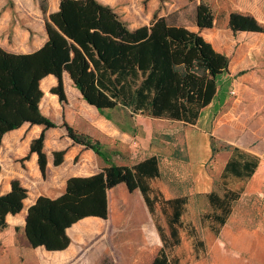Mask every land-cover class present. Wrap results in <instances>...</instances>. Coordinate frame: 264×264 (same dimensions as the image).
Listing matches in <instances>:
<instances>
[{
  "label": "trees",
  "instance_id": "obj_1",
  "mask_svg": "<svg viewBox=\"0 0 264 264\" xmlns=\"http://www.w3.org/2000/svg\"><path fill=\"white\" fill-rule=\"evenodd\" d=\"M195 1V0H190ZM212 7L199 2L193 9L194 23L176 24L170 17L154 16L151 24L129 28L108 4L98 0H61L59 9L45 21L48 40L32 53H10L0 47V145L3 135L19 128L25 122L43 125L46 129L58 127L41 110L44 92L41 81L53 74L58 84L50 91L66 101L63 73L67 72L82 97L99 111L117 107L154 117L198 122L202 108H206L218 92V76L229 70L230 57L216 48L206 35L215 33ZM174 16V15H173ZM229 29L234 33H264V24L254 15L232 11ZM68 137L75 144L93 150L107 163L91 176H75L67 180L65 192L54 199L40 196L28 208L25 218L24 244L44 246L60 251L71 244L68 228L84 217L109 215L108 191L125 184L129 191L139 190L152 215L155 204L161 203L166 214L170 236L157 225L162 246L151 264H175L168 255V247L180 243L179 227L183 225L188 198H164L153 195L151 180L160 176L159 159L151 155L134 165H120L105 156L103 144L88 133L80 132L66 121ZM45 131L33 139L30 152L38 155L40 171L45 175L48 165L45 153ZM213 151L215 148L213 146ZM231 150L220 175L227 186L224 195L215 191L207 194L213 211L216 234L232 212L245 184L256 173L259 157L250 151L228 144ZM66 149L54 151V164L59 166ZM0 165V173H1ZM28 190L14 180L8 193L0 194V229H6L9 214H17L24 207ZM194 237L196 256L204 252V243L195 227L188 222Z\"/></svg>",
  "mask_w": 264,
  "mask_h": 264
},
{
  "label": "rangeland",
  "instance_id": "obj_2",
  "mask_svg": "<svg viewBox=\"0 0 264 264\" xmlns=\"http://www.w3.org/2000/svg\"><path fill=\"white\" fill-rule=\"evenodd\" d=\"M201 1H206L212 7L215 17V33L206 37L230 57L228 71L231 75L228 78L218 76L219 92L216 97L222 102L228 95V102L219 111L214 110L210 118L214 119L219 112H226L227 117L231 118L228 125L234 128V132H220L221 125L226 124L223 121L215 124L213 121L205 124L202 121L192 125L135 114L122 107L92 110L88 103L81 106L79 101L75 102L76 109L93 116V121L89 126L76 122L75 127H81L82 132L99 139L105 156L111 162L127 165L156 155L161 172L158 178L151 180L153 195L160 193L168 199L178 196L188 198L184 223L179 227L180 243L171 244L167 250L175 264H264V33H234L229 29L227 20L228 13L239 11L254 15L264 24V0ZM193 9L188 5L180 13L174 16L170 14V21L192 25ZM70 95L74 99H82L73 83ZM67 136L54 135L49 139L55 144L59 142L62 149L68 150L70 140ZM228 144L257 155L259 166L255 176L245 184L228 186L235 189L244 186V190L233 203L228 221L216 234L212 219L206 217L207 213L213 211L207 191H215L223 196L227 190L220 175L231 157V150L225 149ZM80 159V155L75 157L73 164L82 167L84 163ZM136 196L142 199L139 193ZM136 196L133 194L129 198L132 211L127 215L144 218L147 207L144 200ZM112 215L114 218L115 213L112 212ZM151 218L156 227L161 226L170 236L167 217L160 202L155 204V214H151ZM188 222L195 227L204 243L200 258L196 256L194 237L188 230ZM104 235L100 232L96 238H90L87 234L81 236L77 242L78 256L71 264H151L162 246H153L148 253L134 258L130 256L131 249H125L117 242L106 241ZM81 243L86 245L83 250ZM91 245L99 248L89 251Z\"/></svg>",
  "mask_w": 264,
  "mask_h": 264
},
{
  "label": "crops",
  "instance_id": "obj_3",
  "mask_svg": "<svg viewBox=\"0 0 264 264\" xmlns=\"http://www.w3.org/2000/svg\"><path fill=\"white\" fill-rule=\"evenodd\" d=\"M98 1L108 4L131 29L151 24L155 15L157 17L176 15L186 6L190 5L193 8L200 2L198 0L195 4V1L190 0ZM59 5H61V0H0V47L10 53L25 54L43 47L49 38L45 21L49 19L50 14L59 9ZM227 20L229 21V13ZM230 75L227 71L221 77ZM63 81L67 96L66 101H61L57 94L50 91L51 87L58 84L55 75L50 74L41 81L44 96L39 103L40 110L45 116L56 122L58 127L46 129L43 125L25 122L19 128L3 135L0 145V165L2 166L0 194L8 193L12 182L19 180L21 185L28 190V198L24 200L22 211L14 215L9 214L6 217L8 227L0 229V264H71L73 259L78 256L77 242L79 238L84 234L90 238H96L100 232L105 234L106 241L117 242L125 249H131L130 256L134 258L148 253L153 246L162 244L161 235L156 225L152 223L151 212L148 208L144 218L136 219L134 214L127 215L128 212L132 211V205L129 204L130 196L133 194L136 196L139 193L143 200L144 198L139 190L129 191L125 184H118L108 191L109 215L107 219L98 216L84 217L68 228L71 244L66 249L50 251L44 246L36 248L24 244L25 218L28 215L30 205L40 196H49L54 199L60 197L65 192L67 180L70 177L91 176L107 166L104 159L96 152L88 150L83 145L75 144L68 136L70 145L67 147L64 160L59 166H55L53 152L63 149L59 142L55 144L50 142L49 138L54 135L66 137L68 134L66 127L60 126L64 121L80 132L82 129L75 127L76 122L86 123L89 126L93 121V116L91 117L84 111L80 112L76 109V101H79L81 106L88 102L82 97L80 91L81 100L79 97L77 99L71 97L70 87L73 80L67 72L63 73ZM217 93L210 105L202 108L197 125L202 121L204 124L211 121L214 124L217 121H223L226 124L221 125L220 132L232 134L234 128L228 125L231 118L227 117L226 112L222 114L219 112L214 119L210 118L214 114V110L219 111L228 102V95L220 102V99H216ZM89 107L92 110L96 109L90 105ZM43 131L46 133L44 149L48 161L45 175L39 169L37 153L33 152L28 159H25V156L30 152L33 139L40 136ZM78 155H80V161L84 163L82 167L73 164L74 158ZM140 161L127 165L132 166ZM209 192L211 190L207 191V193ZM136 198L142 200L139 196ZM112 212L115 213L114 218ZM100 227L105 228V230L102 231ZM85 247V243L80 244L81 250ZM98 248L96 245H91L89 251H97ZM121 251L123 252L122 249ZM48 258L50 260H47ZM38 260L40 262H37Z\"/></svg>",
  "mask_w": 264,
  "mask_h": 264
}]
</instances>
